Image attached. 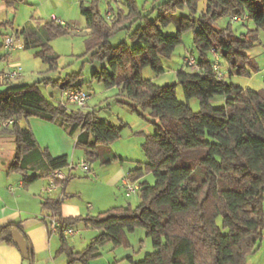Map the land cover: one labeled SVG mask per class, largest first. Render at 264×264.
Returning <instances> with one entry per match:
<instances>
[{"label": "trees", "instance_id": "trees-1", "mask_svg": "<svg viewBox=\"0 0 264 264\" xmlns=\"http://www.w3.org/2000/svg\"><path fill=\"white\" fill-rule=\"evenodd\" d=\"M0 1L14 11L23 0ZM155 1L159 3L154 7V19L139 9L136 0H122L125 9L108 12L105 17L97 8L98 0L78 3L89 30L85 53L92 61L107 60L110 67V72L105 68L94 71L93 78L106 89L120 85V93L128 100L120 101L122 105L138 115H142L139 108L148 109L156 120L154 133L144 135L141 143L146 162H134L128 171L138 182L139 204L69 218L60 214L61 199L46 198L42 207L60 223L56 234L66 264H89L99 247L107 243L113 248H129L127 233L136 229L145 231L153 251L138 261L128 257L130 264H247V257L259 248L264 230V93L227 82L226 76H250L258 71L246 51L258 42L259 31H264V0H205L199 16L179 18L174 35L162 31L168 24L166 15L184 6L195 13L200 0ZM223 16L244 18L242 25L249 19L254 28L237 34L231 21L216 28V21ZM132 23L138 25L132 28ZM9 25L12 27V23ZM12 30L10 33L21 40L24 49L32 50L49 69L57 68L58 56L50 42L69 33L66 23L49 18ZM120 30H125L129 43L112 45L110 38ZM187 31H192L202 71L182 69L176 73L186 100L179 102L175 84L156 85L143 79L141 71L149 67L155 74L163 73L161 58L171 57ZM213 48L227 67L222 80L210 71ZM78 75L81 73L55 80L43 77L34 83H11L0 91V124L12 120L7 127H0V134L13 136L15 143L8 170L21 173L24 184L41 176H27L40 163H44L45 177L69 166L66 155L53 157L46 148L39 147L30 126L22 123L28 118L67 128L75 137V148L89 162L100 158L102 146L121 137L123 122L115 125L100 120L81 107L69 111L67 105L51 102L40 90L41 84H51L60 93L67 88L81 89L72 83ZM216 95L224 98V105H211ZM192 98L198 100V111L188 103ZM148 174L153 176V183L146 180ZM68 179L63 182V190ZM49 217L44 220L48 230ZM79 222L100 233L75 252L62 229ZM14 228L24 233L18 225L7 223L0 227V241L16 246L11 239ZM32 255L30 250L31 264Z\"/></svg>", "mask_w": 264, "mask_h": 264}, {"label": "rangeland", "instance_id": "rangeland-1", "mask_svg": "<svg viewBox=\"0 0 264 264\" xmlns=\"http://www.w3.org/2000/svg\"><path fill=\"white\" fill-rule=\"evenodd\" d=\"M136 1L139 9H141L145 14L149 13V17L154 19L156 16V10L154 7L159 2H156L155 0ZM159 1L162 2L164 0ZM85 4H88L87 0H85ZM78 5L79 4L74 0H23L18 4L17 10L15 12L12 11V17L15 16V25H22L26 22H28V24H32L34 22L40 23L45 19L51 18L52 13L55 17H57V19L59 18L63 20V22L66 23L70 29L68 34L57 37L50 42L52 51L58 56L57 68L49 69L47 65L42 63L35 56L34 64L25 60L24 63L27 66V70L24 67V76H34L33 80H27L28 82L25 83H34L41 80L43 77H49L50 79L55 80L57 78H66L67 75H72L73 73H81V75L74 77L72 83L74 85H79L80 88L87 92L90 97L86 105L80 109L84 112H94L95 116L100 120L114 121L115 123L117 121L116 125H119L117 119H122L125 127L122 129L121 137L115 140L117 142L116 144L118 146L119 153L129 155L130 157L138 160L137 162L145 163L146 157L142 151L141 143L143 142L144 135L154 133V123L156 120L150 117L148 109L143 110L139 108L142 115H138L137 113L130 112L124 105H122L120 101L128 100L120 93V85L106 89L102 82L93 78L92 75L94 71L98 72L105 68L108 72H110V67L107 60L92 61L90 54L85 53V39L89 30L86 28L84 17H82L79 13ZM97 8L103 17H105L108 12H115L117 9H125L122 4V0H98ZM204 9L205 0H200L195 13H192L187 6L168 13V24L165 27H162L163 33L174 35L178 27V20L181 16L190 14H193V16H199ZM9 18L12 19L11 16H9ZM1 19L4 20L6 18ZM229 21H231V16H223L216 21L215 27H225ZM231 24L237 34L246 33L248 29L254 28L253 22L249 19L246 20L244 25L240 22L234 21H231ZM131 25L132 28H134L138 25V23H132ZM1 31L2 28L0 26V32ZM192 39V31L183 33L181 43L174 49L171 57L161 58V65L164 69L163 73L155 74L149 67H145L141 71L143 79H148L156 85L161 86L175 84L176 97L179 102H186V100L181 86L177 83L176 73L183 69V60L187 51L192 52L195 58H197V54L193 48ZM109 41L112 45H117L120 42L129 43L125 30L118 31L112 38H110ZM16 48L20 51V54H30V56H32V50L22 48L20 43L16 45L15 49ZM4 50L5 49L2 50L3 53ZM246 54L252 58L255 64H257L258 71L251 72L250 76H226V81L239 85L242 88H249L264 93V31H259L258 42L251 49L247 50ZM19 57L21 58V55H19ZM186 71L191 70L186 69ZM127 75H130L129 71H127ZM14 81L22 82L23 80L16 79ZM40 90L51 102L56 104L61 101L59 88L54 87L51 84H41ZM188 103L193 111L199 110V104L196 98L190 99ZM211 105L214 107L224 105V98L218 95L214 96L211 99ZM76 109H78V107L75 105H67V110L69 111ZM135 120L142 123L139 128H136ZM76 150L77 156L73 166L69 163V166L73 167V169L71 168L72 170L70 169L73 175L70 180H80L75 186V189L85 197L98 189L93 188L92 185L88 183L89 181L95 180L94 173H92V171L89 173L83 172L81 170V165L83 162H88L91 169L94 170L96 174L97 168L103 165L101 163V158L104 157L103 155L107 152V149L105 146H102L100 149V158L93 162L86 161L82 152L78 149ZM83 159L84 161L82 162ZM125 164L126 167L129 168L134 165L127 161ZM68 168L69 167L63 168V171H67ZM146 180H148L149 183H153L154 178L151 174H148L146 175ZM123 196L132 207H136L139 204L140 200L137 195L126 197L123 194ZM84 202H86V200H84ZM217 222L220 224V218H218ZM131 238V248L126 251L134 257V261L142 259L145 254L153 251L151 242L146 237L143 229H137L136 233ZM259 248V250H256L247 257V264H252V261H254V264H264V230Z\"/></svg>", "mask_w": 264, "mask_h": 264}, {"label": "crops", "instance_id": "crops-1", "mask_svg": "<svg viewBox=\"0 0 264 264\" xmlns=\"http://www.w3.org/2000/svg\"><path fill=\"white\" fill-rule=\"evenodd\" d=\"M17 8L18 5L15 7L14 12ZM12 15L13 12L7 9L4 3L0 1V26L2 28L0 32V91H3L11 83H25L28 82L27 80L31 81L34 79L33 75L32 77L30 75L24 76V67L27 70V66L24 63L25 60L33 64L35 63L33 51L31 52L32 56H30V54H20L17 48L11 52H5V50L4 53L2 52L4 49L2 46L4 35L12 32L13 28L28 24V22H26L22 25H15V16L12 17ZM9 16H11L12 19H10ZM1 18L6 19L3 20ZM51 18L57 19L52 13ZM58 20L63 22V20L59 18ZM9 23H12V27H10ZM32 24L35 25L38 24V22ZM19 55H21L22 61ZM18 68H20L21 72L19 77H5L7 72L17 70ZM16 79H21L24 82L14 81ZM117 120L119 124L123 122L122 119ZM110 122L115 125L117 124V121L116 123L114 121ZM22 123H26L30 126L41 149L46 148L53 157L66 155L68 162L73 166L77 156L75 137L69 134L67 128L37 117L28 118L26 122L23 121ZM141 125L142 123L135 120L136 128H139ZM0 127H2L1 124ZM116 143L117 142L114 141L108 146H105L107 152H105L103 155L104 157L101 158L102 161L100 160L103 165L97 168L96 174L94 170L91 169L92 173H94L95 180L89 181L88 183L98 190L84 197L75 189V186L80 180H70V178L73 177L71 171L73 167L71 170L68 169L64 171L68 174L69 178L64 190H55L50 194L43 191L48 183L45 177L44 163H40L38 167H34L33 170L27 173L28 177L34 173L41 174V176L28 184H24L21 173L16 171L10 172L8 170L15 155L14 137L8 134H0V227L7 223H14L20 227L30 242L31 251L33 253V264L67 263L65 254L59 252V236L49 232L45 224L44 220L49 217L50 213L42 207L44 199H61L63 203L60 214L65 218L85 216L88 214L96 215L112 207L130 205L123 196V191L120 188V181L124 174L132 168L131 166V168L126 167L125 162L127 161L133 164L134 161L137 162L138 160L129 155L120 154ZM83 161L84 159L82 162ZM84 200H86V202H84ZM70 227L73 228L74 233L72 235H66L65 239L75 252L84 249L86 245L100 233V230L86 227L81 222ZM136 231L137 229L127 233V238L130 242L129 248H131L132 245L131 237H133ZM129 248H113L110 243L104 244L99 247L97 255L89 264H130L128 257H132L133 260L134 257L126 251ZM259 249L260 248L257 250ZM253 262L254 261H252V264H254ZM0 264H31V262L21 256L16 246L0 241Z\"/></svg>", "mask_w": 264, "mask_h": 264}, {"label": "built area", "instance_id": "built-area-1", "mask_svg": "<svg viewBox=\"0 0 264 264\" xmlns=\"http://www.w3.org/2000/svg\"><path fill=\"white\" fill-rule=\"evenodd\" d=\"M77 3H80L83 0H74ZM244 18L238 16H231V21L240 22ZM56 22L63 23L58 19H54ZM20 43V39L14 36V34H8L3 37L2 46L7 52H11L15 49L16 45ZM211 65L210 71L217 80H222L226 76L227 67L225 66V61L221 57V54L215 50L211 49ZM183 69H190L191 71H202L201 66L198 64L195 56L192 52H186L183 60ZM21 75L20 68L7 72L5 74L6 78H16ZM89 94L82 89L76 88H67L61 92V102L65 105H75L77 107H84L89 99ZM12 123V120H7L1 122L2 127H7ZM69 170L72 168L68 166ZM81 170L85 173L91 172V168L88 162H83L81 165ZM68 174H66L63 169H57L46 177L47 185L43 191L47 194L52 193L55 190H61L63 188V182L67 179ZM120 188L123 191V194L126 197L132 195H137L138 193V182L132 180L130 173L126 172L120 181ZM49 230L51 233H58L60 231V223L55 217H49ZM74 233L73 228L67 227L62 229V234L72 235Z\"/></svg>", "mask_w": 264, "mask_h": 264}, {"label": "water", "instance_id": "water-1", "mask_svg": "<svg viewBox=\"0 0 264 264\" xmlns=\"http://www.w3.org/2000/svg\"><path fill=\"white\" fill-rule=\"evenodd\" d=\"M11 239L16 244L21 256L25 259H30V250L31 245L27 236L22 233L19 229H12L11 231ZM31 262V261H30Z\"/></svg>", "mask_w": 264, "mask_h": 264}]
</instances>
